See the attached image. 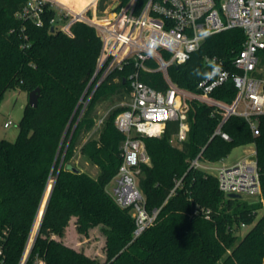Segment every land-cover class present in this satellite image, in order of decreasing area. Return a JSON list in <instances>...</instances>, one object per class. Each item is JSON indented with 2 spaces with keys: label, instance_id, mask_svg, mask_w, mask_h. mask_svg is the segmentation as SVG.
Segmentation results:
<instances>
[{
  "label": "trees",
  "instance_id": "trees-1",
  "mask_svg": "<svg viewBox=\"0 0 264 264\" xmlns=\"http://www.w3.org/2000/svg\"><path fill=\"white\" fill-rule=\"evenodd\" d=\"M61 1L76 7L90 0ZM101 1L96 4L97 14L104 10ZM117 1L119 6L128 2ZM25 2L0 0V100L11 88L25 93L40 89L36 107L24 105L17 138L0 139V264H18L30 237L33 243L25 264H34L35 258L43 264H264V213L257 217L264 209V116L255 136L242 117L230 116L222 126L230 139L224 140L213 135L220 112L192 99L186 112L187 137L180 146L171 141L176 121L166 122L160 136L144 137L148 161L139 164L137 182L145 208L158 213L132 239L131 209L117 205L109 191L122 160L124 138L114 118L124 107L93 127L97 103L129 92L127 77L133 61L128 59L98 85L94 80L88 86L101 49L96 29L75 21L69 33L62 31L50 20L63 13L48 3L43 24L37 26L30 18L18 17ZM243 40L239 28L208 36L187 61L168 67L171 81L199 92L197 83L210 70L204 58L215 57L234 70L231 60ZM147 64L155 65L150 60ZM140 79L157 89L166 87L159 71H142ZM211 95L230 102L235 90L228 81ZM249 143L255 146L262 201L226 196L213 173L189 167L197 156L217 162L234 147ZM76 150L97 167L95 175L72 165ZM53 171V184L38 221L36 213ZM195 206L209 209V217L194 213ZM71 218L80 234L99 228L104 238L103 260L55 238L64 236ZM242 224L252 226L239 236Z\"/></svg>",
  "mask_w": 264,
  "mask_h": 264
},
{
  "label": "built area",
  "instance_id": "built-area-1",
  "mask_svg": "<svg viewBox=\"0 0 264 264\" xmlns=\"http://www.w3.org/2000/svg\"><path fill=\"white\" fill-rule=\"evenodd\" d=\"M97 1L75 11L58 0H26L18 17L30 18L37 26H42L44 7L48 3L63 13V17L50 20L55 25L61 23L62 31L69 33L75 21L92 25L100 37L101 49L88 86L94 80L95 86L98 85L112 71L121 69L128 59L133 61V69L127 77L129 101L114 118V125L124 138L122 160L109 191L117 205L131 209L132 239H135L153 223L158 213L157 209L148 211L145 208L137 182L139 164L148 161L144 137L160 136L166 122L176 121L178 127L171 141L180 146L187 137L186 112L192 99L214 106L220 112L213 135L230 139L222 130L230 116L242 117L253 136L259 133L258 123L264 116V0H128L121 6L116 1L114 8L112 4L103 14L91 10ZM233 28L244 33L241 49L231 60L234 70L225 68L215 57H205L210 70L197 83L199 92L182 89L171 81L167 72L170 65L187 61L208 36ZM205 31L210 35L202 36ZM149 60L156 66L148 65ZM213 63L221 66L220 72L214 75ZM142 71H159L166 87L157 89L148 85L140 79ZM228 81L235 90L232 100L214 98L211 92ZM91 93L85 102L82 101L83 107ZM102 123L103 118L97 119L95 128ZM10 124L7 120L3 125ZM250 144L252 148L232 163L205 166L197 156L190 161L189 167L214 170L218 189L226 196L231 193L256 195L262 201L255 146ZM194 213L208 218L210 210L195 206ZM32 243L30 237L18 264H25ZM34 264H43V261L35 258Z\"/></svg>",
  "mask_w": 264,
  "mask_h": 264
},
{
  "label": "rangeland",
  "instance_id": "rangeland-1",
  "mask_svg": "<svg viewBox=\"0 0 264 264\" xmlns=\"http://www.w3.org/2000/svg\"><path fill=\"white\" fill-rule=\"evenodd\" d=\"M79 1V0H75ZM117 0H102L100 2L101 6H104V10L106 9V6L108 5H114ZM110 3V4H109ZM96 9L95 6H91V10ZM97 12V11H96ZM103 14V13H101ZM61 23H57L56 26L58 27ZM262 54V53H260ZM156 66V65H154ZM86 100H84L85 102ZM129 101V92L126 94H121L120 97H117L114 95L111 98H108L106 100L100 101L97 103L95 107V114H96V120L99 118H104L108 115V113L112 112L118 107H126V104ZM27 103V93L24 91H20L17 88H11L5 91L2 99L0 100V139H6L9 141H14L19 133L18 129V122L20 121L24 105ZM83 106V103H82ZM10 120L11 124L8 127H4V122ZM95 120V122H96ZM102 125V124H101ZM96 129L95 125L93 127V130ZM173 144H175L173 142ZM176 145V144H175ZM178 146V145H177ZM252 148V145L247 146L246 148H243L242 146L234 147L230 153L223 158L225 161H230L235 158H238L242 155H245L246 152ZM222 160V161H223ZM221 160L217 161L218 163H222ZM72 165L80 169L81 171H85L91 175H95L98 172L97 167L90 164L85 156H83L79 150L75 151V154L71 160ZM210 172L214 173V170H210ZM54 174L55 171H53V174L49 178V181L47 182V185L45 187V191L43 193L42 202H41V208L37 211L36 217L38 221L42 218V214L44 211V203L47 201L48 198V192L50 191V188L53 184L54 180ZM112 181L109 183V186H111ZM243 200L254 202L258 200L256 195H243L241 196ZM264 213V209H260L257 212V217ZM252 225H247L245 227L241 228V231L239 233V236H242ZM56 239L62 240L65 244L71 246L77 251H83L85 254L89 256H94L97 258H100L101 260L104 259V252H103V243L104 238L101 234L99 228H92L88 231V234H80L78 233L73 225V219L69 221L68 225L65 228L64 236L62 238L55 237Z\"/></svg>",
  "mask_w": 264,
  "mask_h": 264
},
{
  "label": "water",
  "instance_id": "water-1",
  "mask_svg": "<svg viewBox=\"0 0 264 264\" xmlns=\"http://www.w3.org/2000/svg\"><path fill=\"white\" fill-rule=\"evenodd\" d=\"M112 8H114V5L112 6ZM39 92H40L39 87H36L27 93V103L29 106L36 107ZM80 101H82V98L80 99ZM72 170L77 171V168L72 167ZM238 196H239L238 194H234V193L229 194V197H238Z\"/></svg>",
  "mask_w": 264,
  "mask_h": 264
},
{
  "label": "crops",
  "instance_id": "crops-1",
  "mask_svg": "<svg viewBox=\"0 0 264 264\" xmlns=\"http://www.w3.org/2000/svg\"><path fill=\"white\" fill-rule=\"evenodd\" d=\"M87 5H84V6H80L78 3H77V6L76 7H70L72 10H75V11H78V10H81L82 8H84V7H86ZM249 145H251L250 143L249 144H245V145H240V146H242L243 148H246L247 146H249ZM179 146V145H178ZM243 156V155H242ZM242 156H240V157H238V158H235V159H233V160H230V161H225V160H221L222 161V163H227V164H229V163H232V162H234V161H236V160H238L239 158H241ZM225 159V158H224ZM202 164L203 165H205V166H216V165H218V164H220V163H218V162H207V161H202ZM207 171V170H206Z\"/></svg>",
  "mask_w": 264,
  "mask_h": 264
},
{
  "label": "clouds",
  "instance_id": "clouds-1",
  "mask_svg": "<svg viewBox=\"0 0 264 264\" xmlns=\"http://www.w3.org/2000/svg\"><path fill=\"white\" fill-rule=\"evenodd\" d=\"M210 35L209 32L205 31L202 33V36L206 37ZM221 70V66L220 65H216L215 63L212 64V74L214 75L215 73H219Z\"/></svg>",
  "mask_w": 264,
  "mask_h": 264
},
{
  "label": "bare ground",
  "instance_id": "bare-ground-1",
  "mask_svg": "<svg viewBox=\"0 0 264 264\" xmlns=\"http://www.w3.org/2000/svg\"><path fill=\"white\" fill-rule=\"evenodd\" d=\"M58 1H59L60 3H62V4H64L65 6L69 7V5H67V4L64 3L63 1H61V0H58ZM92 1H93V0H90L88 3L92 2ZM88 3H87V4H88ZM87 4H85V5H87ZM70 7H71V6H70ZM70 7H69V8H70Z\"/></svg>",
  "mask_w": 264,
  "mask_h": 264
}]
</instances>
